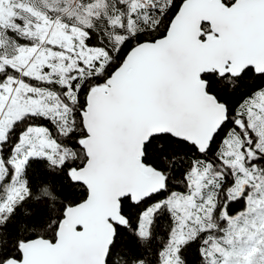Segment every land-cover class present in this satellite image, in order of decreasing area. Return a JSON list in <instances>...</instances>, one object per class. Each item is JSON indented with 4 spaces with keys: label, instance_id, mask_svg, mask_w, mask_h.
I'll use <instances>...</instances> for the list:
<instances>
[{
    "label": "snow or ice",
    "instance_id": "6c2138e0",
    "mask_svg": "<svg viewBox=\"0 0 264 264\" xmlns=\"http://www.w3.org/2000/svg\"><path fill=\"white\" fill-rule=\"evenodd\" d=\"M0 264H264V0H0Z\"/></svg>",
    "mask_w": 264,
    "mask_h": 264
},
{
    "label": "trees",
    "instance_id": "16d2710c",
    "mask_svg": "<svg viewBox=\"0 0 264 264\" xmlns=\"http://www.w3.org/2000/svg\"><path fill=\"white\" fill-rule=\"evenodd\" d=\"M40 175H41V177H42V176H43V173L41 172ZM76 198L78 199L79 197H76Z\"/></svg>",
    "mask_w": 264,
    "mask_h": 264
}]
</instances>
